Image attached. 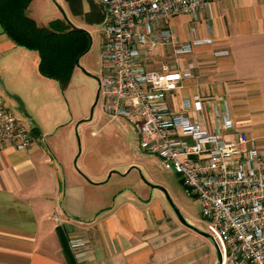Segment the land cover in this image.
<instances>
[{"label": "crops", "instance_id": "obj_1", "mask_svg": "<svg viewBox=\"0 0 264 264\" xmlns=\"http://www.w3.org/2000/svg\"><path fill=\"white\" fill-rule=\"evenodd\" d=\"M171 26L181 42L191 28L198 38L210 28L213 39L176 59L180 71L193 64L195 77L183 81L172 103L213 86L211 93L228 101L236 127L264 154V0H215L211 13L197 21L178 16ZM14 46L0 30V55ZM218 51L228 55L214 57ZM166 63L173 66L170 48L147 66L160 71ZM32 129L27 151H0V264H217V253L193 246L195 239L199 246L209 239L174 224L143 183L99 195L107 173H65L37 141L39 128ZM57 213L60 223L52 220ZM74 238L87 243L80 259L69 249Z\"/></svg>", "mask_w": 264, "mask_h": 264}, {"label": "built area", "instance_id": "obj_2", "mask_svg": "<svg viewBox=\"0 0 264 264\" xmlns=\"http://www.w3.org/2000/svg\"><path fill=\"white\" fill-rule=\"evenodd\" d=\"M94 1L106 16L99 31L98 99L104 113L124 120L139 151L158 158L197 199L220 264H264V154L236 127L228 101L211 93L213 86L176 104L171 100L183 81L195 77L193 64L180 71L176 59L213 43L210 28L205 38L191 28L189 40L179 41L171 20L197 21L211 13L215 0ZM162 48L171 49L173 66L148 69ZM32 144L31 132L0 95V151H27ZM52 220L60 223V214ZM86 248L84 239L70 240L75 259L84 257Z\"/></svg>", "mask_w": 264, "mask_h": 264}, {"label": "rangeland", "instance_id": "obj_3", "mask_svg": "<svg viewBox=\"0 0 264 264\" xmlns=\"http://www.w3.org/2000/svg\"><path fill=\"white\" fill-rule=\"evenodd\" d=\"M27 14L40 27L63 20L86 31L91 46L63 91L56 82L40 76L36 52L16 46L7 49L0 55V95L6 108L30 132L39 128L37 141L53 153L55 166L65 173L74 171L83 177L87 170L107 173L99 195L109 196L110 189L131 181L143 183V189L152 191L153 199L173 215L174 224L209 235L197 199L180 178L158 158L139 151L130 126L104 113L100 99L93 108L101 66L99 31L106 20L103 7L94 0H33ZM125 170L129 176L119 178ZM198 242L195 239L193 246L207 247L216 257L212 241L206 240L203 246Z\"/></svg>", "mask_w": 264, "mask_h": 264}, {"label": "trees", "instance_id": "obj_4", "mask_svg": "<svg viewBox=\"0 0 264 264\" xmlns=\"http://www.w3.org/2000/svg\"><path fill=\"white\" fill-rule=\"evenodd\" d=\"M32 1L0 0V28L16 47L36 52L40 76L56 82L63 91L70 83L76 60L89 51L91 37L63 20L38 26L27 14Z\"/></svg>", "mask_w": 264, "mask_h": 264}, {"label": "water", "instance_id": "obj_5", "mask_svg": "<svg viewBox=\"0 0 264 264\" xmlns=\"http://www.w3.org/2000/svg\"><path fill=\"white\" fill-rule=\"evenodd\" d=\"M60 11L62 12L61 9H60ZM79 59H80V58H78V59L76 60V65H79ZM98 97H99V95H98V91H97L96 101H95V104H94L93 108H94V107L96 106V104H97ZM91 117H92V116H91ZM91 117H90V118H91ZM179 218H180V217H179ZM180 221H181V223L185 224V222H184L181 218H180ZM201 235L204 236L205 238L209 239L210 241H212V243H213V245H214V247H215L216 253H217V264H220V255H219V252H218V250H217V247H216L215 243L213 242L212 238H211L209 235H207V234H203V233H201Z\"/></svg>", "mask_w": 264, "mask_h": 264}]
</instances>
